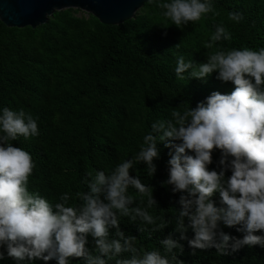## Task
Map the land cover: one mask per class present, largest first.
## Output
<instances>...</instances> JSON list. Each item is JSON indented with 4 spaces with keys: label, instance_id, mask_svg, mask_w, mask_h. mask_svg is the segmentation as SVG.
Wrapping results in <instances>:
<instances>
[{
    "label": "clouds",
    "instance_id": "1",
    "mask_svg": "<svg viewBox=\"0 0 264 264\" xmlns=\"http://www.w3.org/2000/svg\"><path fill=\"white\" fill-rule=\"evenodd\" d=\"M155 2L160 15L183 29L209 13L218 15L212 0H147ZM228 19L240 23V12H229ZM232 33L223 24L215 25L202 47L204 62L196 63L179 55L174 73L178 80L216 79L231 82L228 94L213 91L204 100L180 110L173 108L168 118L157 119L142 137L138 151L111 170L88 173L87 190L76 193L75 203L68 192L51 203L29 190V177L36 167L29 152L13 145L39 135L37 118L23 108L0 109V260L14 264H34L55 260L56 264H183L177 253L183 245L170 233L159 240L160 248L141 250L137 237L120 228L122 218L137 226L140 233L162 231L169 219L154 216L158 208L153 188L140 176L131 175L143 164L147 177L157 171L163 144L169 149L167 179L179 193L174 231L195 250L214 248L219 255L236 252L243 246L264 247V47L224 48ZM175 47H179L177 44ZM179 104V105H180ZM220 157L216 169L212 153ZM226 172L231 174L226 177ZM140 197L137 203L136 195ZM219 195V206L213 199ZM146 197V201L145 198ZM139 221V224H137ZM143 225V226H141ZM235 228L242 238L230 236L222 227ZM114 229V232L111 231ZM191 230L192 238L186 235ZM93 240L90 250L88 237ZM231 241V243H230ZM162 249V251H161ZM175 250V251H174Z\"/></svg>",
    "mask_w": 264,
    "mask_h": 264
},
{
    "label": "trees",
    "instance_id": "2",
    "mask_svg": "<svg viewBox=\"0 0 264 264\" xmlns=\"http://www.w3.org/2000/svg\"><path fill=\"white\" fill-rule=\"evenodd\" d=\"M212 2L218 15L209 13L183 29L161 27L171 21L160 15L155 2L149 4L147 0L130 19L116 25L100 23L75 8L55 10L35 27H8L0 21V109L31 112L39 129L38 136L13 142L29 152L36 165L29 177L30 191L53 204L68 192L70 203H75L76 193L87 190L88 173L109 171L134 156L155 120L168 118L173 108L187 107L180 104L183 101L195 107L213 91L228 94L233 90L231 82L216 79V73L206 82L181 81L174 73L179 55L196 63L205 61L209 50L202 45L220 23L232 33V39L220 46L264 47V0ZM233 11L243 14L240 23L228 19ZM158 147L161 152L154 161L157 171L153 177H147L143 164L135 165L130 174L152 186L158 208L149 212L169 219L171 224L149 236L122 218L121 230L136 236L141 250L160 248L159 240L171 233L183 245L182 253H177L183 264H264V247L259 245L243 246L228 255H219L214 248L197 249L193 254L187 240H179L173 209L178 207L179 193L173 194L171 186H162L168 175L169 149L163 144ZM219 157V151H213L210 170H218ZM230 174L226 172V177ZM130 192L139 203L140 197L134 190ZM213 199L219 206L218 193ZM221 227L230 236H243L235 228ZM186 235L191 239L193 233L189 230ZM86 247L93 248L90 236ZM0 264L14 261L5 258ZM70 264L83 261L74 259Z\"/></svg>",
    "mask_w": 264,
    "mask_h": 264
},
{
    "label": "water",
    "instance_id": "3",
    "mask_svg": "<svg viewBox=\"0 0 264 264\" xmlns=\"http://www.w3.org/2000/svg\"><path fill=\"white\" fill-rule=\"evenodd\" d=\"M146 0H0V21L8 27H35L55 10L79 9L100 23L116 25L130 19Z\"/></svg>",
    "mask_w": 264,
    "mask_h": 264
}]
</instances>
